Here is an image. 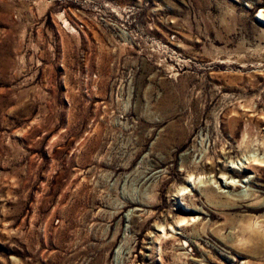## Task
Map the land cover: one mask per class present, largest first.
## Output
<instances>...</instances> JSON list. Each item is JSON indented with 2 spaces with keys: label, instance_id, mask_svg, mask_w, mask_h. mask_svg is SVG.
<instances>
[{
  "label": "rangeland",
  "instance_id": "rangeland-1",
  "mask_svg": "<svg viewBox=\"0 0 264 264\" xmlns=\"http://www.w3.org/2000/svg\"><path fill=\"white\" fill-rule=\"evenodd\" d=\"M250 158L264 0H0V264H264Z\"/></svg>",
  "mask_w": 264,
  "mask_h": 264
},
{
  "label": "bare ground",
  "instance_id": "bare-ground-1",
  "mask_svg": "<svg viewBox=\"0 0 264 264\" xmlns=\"http://www.w3.org/2000/svg\"><path fill=\"white\" fill-rule=\"evenodd\" d=\"M263 15V14H262ZM229 153L230 152H228V151H226V150H222L221 151V155H220V157H222V158H227L228 157V155H229ZM248 161H254V162H256V163H258L259 161H261L260 159H258V158H254V159H247L246 160V162L248 163ZM261 163H264V161H261ZM223 164H225V165H227V167H226V173L225 174H229V175H231V176H234V175H242V173L240 172V170L242 169V171H245L246 169H247V166H242V167H240V168H237V167H235V169H232V168H230V166L224 161L223 162ZM190 172V171H189ZM189 178L191 177V175H189L188 176ZM192 177H193V175H192ZM230 188H232V189H236L237 188V184H229L228 185ZM180 196V195H179ZM185 219L186 218H184V219H182V220H177V223H180L181 221H185ZM187 220V219H186ZM159 228H163V229H165L164 228V225L163 224H161V225H159ZM160 237V236H159ZM160 239V238H159ZM159 241V240H158Z\"/></svg>",
  "mask_w": 264,
  "mask_h": 264
}]
</instances>
